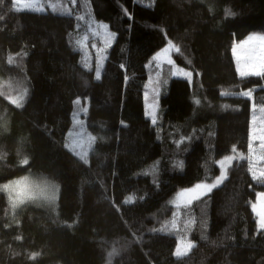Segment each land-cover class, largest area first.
Returning a JSON list of instances; mask_svg holds the SVG:
<instances>
[{
  "label": "trees",
  "instance_id": "trees-1",
  "mask_svg": "<svg viewBox=\"0 0 264 264\" xmlns=\"http://www.w3.org/2000/svg\"><path fill=\"white\" fill-rule=\"evenodd\" d=\"M41 4L37 12L0 0V76L17 78L9 91L27 89L21 108L11 101L19 92L0 97L12 128L0 137L10 153L0 182L27 171L9 167L23 134L29 167L47 173L58 192L44 209L21 210L19 227L5 229L10 221L0 219V264H264V230L251 208L264 193L253 174L264 156V73L240 76L233 53L249 34H264V0ZM103 24L114 40L99 67ZM169 44L173 63L152 62ZM181 70L190 73L186 113L166 120ZM146 93L157 106L155 123ZM77 117L95 137L85 161L67 147ZM237 151L243 158L221 186L190 205L169 203L213 182L218 161ZM140 154L149 157L138 168L118 169V157ZM4 207L0 195V217ZM180 240L195 247L176 257ZM31 252L41 255L31 261Z\"/></svg>",
  "mask_w": 264,
  "mask_h": 264
},
{
  "label": "rangeland",
  "instance_id": "rangeland-1",
  "mask_svg": "<svg viewBox=\"0 0 264 264\" xmlns=\"http://www.w3.org/2000/svg\"><path fill=\"white\" fill-rule=\"evenodd\" d=\"M15 7L18 10H31V11H37V12L45 11V8L41 4V0H15ZM100 27H101L100 30L102 32V38H100L102 44L98 45V47H96V53L98 56H100L99 57V63H98L99 67L102 66V64H103L102 62L106 58L107 50L114 40V35L112 33H110L106 24H103ZM250 36L260 37V36H264V34L263 33L249 34L244 40H242L241 42H237L235 44L234 49H233V53H234V56L236 59L237 70H238L240 76L259 75V74L264 73V41L256 40V41H253L249 44V49L251 50L252 54L248 58H245L244 56L240 55V53L242 51L240 46L243 45L246 41H248ZM173 54H174V47L171 44H169L165 48H163L162 50L158 51L157 53H155L153 55L152 62H154L157 65H159V64H161V65L172 64L173 63ZM169 60L171 61V63H169ZM180 74H182V75L179 76V74H177L175 80L172 83L171 94H170V97L168 100L170 101V103L174 102L175 104H174V106H171L169 113L166 116V120H173V119L183 117L186 113L185 95L190 90V85L188 82H186L184 80L183 76L185 74H190V73L186 70H181ZM227 94H228L227 92L223 93V95H227ZM148 95L150 96V93H146V95H145V98H146L145 112H146V116L153 120V116L147 114L148 108L150 105L154 106V118H156L157 106L151 102V98H149ZM239 95L246 96V97L250 96V94L248 92H245V91L239 93ZM24 97H25V95H24ZM11 101L13 102V99H11ZM23 104L24 103L22 101L21 105L23 106ZM84 112H85V110H83L82 113H84ZM75 123H76L75 128L69 133V140L67 142V147L75 155H77L80 159L85 161V160H87V157L90 153L92 143H93L95 137L87 130L86 127H84L82 117L75 118ZM255 133H256V128L253 129V134H255ZM252 137H253V135H252ZM146 157H149V155H146V154L141 155L140 154V155H125V156L118 157V160H117L118 169L122 170V168H124V165L127 164L129 167H132V169L135 170L136 168H138L142 164L141 163L140 165H138V163L141 161L144 162L146 160ZM229 157H234V158L231 159L230 163L225 164L224 169L222 170V168L220 166L221 162L227 160ZM134 158H138V159H135L137 161H135ZM241 158H243V157H242L240 151H237V153H232V154H229V155L221 158L217 163L219 170H220L219 175L217 176V178L213 182L204 183V184H216L217 180H221V182L219 184H217L215 187H213L210 192L199 196V198L210 194L213 190H215L216 188L221 186L228 176V168L236 160H239ZM260 161L262 163L260 164L259 167L255 168L253 170V174H254L255 178L264 180V156H263V153L261 154ZM118 174H119L118 176H124V178L127 177L126 171L119 172ZM221 177H223V178L221 179ZM11 184H13V183H11ZM25 187L27 189L26 195H25V197H26L30 194V192H29V186L26 185ZM191 189H193V188H191ZM191 189L182 190V191L178 192L170 200L169 203L174 207L186 206L185 204L180 203L178 201V197H179L180 193L191 190ZM57 192H58V187L53 186L50 190V195H52L53 197H55V195H56V197H55V199H56L57 198ZM16 195H17L16 193H13L12 196H10V195L9 196L16 199ZM199 198L193 199L190 204H192L195 200H197ZM178 204H179V206H177ZM190 204H188V205H190ZM251 208L257 217V228H258V230L259 231L264 230V193H259L257 195L256 201L251 205ZM187 243H191V242L185 241V240L179 241V243L176 247V250H175V256L176 257H182V256L189 253V251L191 250L192 247L190 249H188L187 251H183L184 245ZM191 245L193 246V243H191ZM178 249L181 250L182 254H178V251H177Z\"/></svg>",
  "mask_w": 264,
  "mask_h": 264
},
{
  "label": "clouds",
  "instance_id": "clouds-1",
  "mask_svg": "<svg viewBox=\"0 0 264 264\" xmlns=\"http://www.w3.org/2000/svg\"><path fill=\"white\" fill-rule=\"evenodd\" d=\"M230 12V10H229ZM234 15V13H232ZM16 77H5L0 76V97L5 100L11 95L17 94L18 92L26 93L27 89L25 86L21 85L19 89L13 87L9 91V85H14ZM17 108H21L22 105H16ZM8 115V110L5 108L3 114H0V137L5 135H11V119L5 118ZM15 165H9V167H19L27 169L24 173L19 176L13 177L10 180L0 182V195L3 196L5 207L3 209V216L0 219H7L10 223L4 225L5 229L12 227L13 225L19 227L21 225V219L18 217V213L27 207H35L37 209H44L48 207L51 203H54L55 198L50 195V190L53 186L58 187L56 182L50 178L47 173L41 170H34L29 167L32 163L33 157L27 151V135L17 136V147L15 149ZM10 153L5 150L4 146H0V162L7 161ZM15 181H23L29 186L30 194L21 200H16L10 197L8 191L5 189L6 185H9ZM15 201V202H14ZM207 239V237H202ZM16 240H22V236L15 237ZM11 247V246H9ZM195 247V245H193ZM15 255H19L16 253ZM40 252H31L28 259L35 261L40 257Z\"/></svg>",
  "mask_w": 264,
  "mask_h": 264
},
{
  "label": "snow or ice",
  "instance_id": "snow-or-ice-1",
  "mask_svg": "<svg viewBox=\"0 0 264 264\" xmlns=\"http://www.w3.org/2000/svg\"><path fill=\"white\" fill-rule=\"evenodd\" d=\"M256 40L264 41V36H260V37L250 36L249 40L240 46V48L242 50L240 55L244 56L245 58H248L252 54L251 50L249 49V44L253 41H256ZM177 51H178V49H177ZM169 63H171L170 60H169ZM97 75H99V74H97ZM186 75H190V74H186ZM8 87H9V89H11V85H9ZM12 99L16 105H21V102L24 99V92H19V94L16 95ZM197 103H199V101H197ZM147 114L153 116V123H155L154 106H151V105L149 106ZM261 133L262 134L260 135V138L262 140H264V129L261 130ZM233 158L234 157H229L227 160L221 162L220 166H221L222 170L224 169L225 164L230 163L231 159H233ZM178 166H180L179 162H178ZM222 178L223 177H221V179ZM220 182H221V180H217L216 184H197L195 186V188L180 193V195L178 197V201L180 203L188 205L192 202L193 199L199 198V196L210 192L212 190V188L215 187ZM26 185L27 184L23 181H15V182H13V184L6 185L5 189L8 191L10 196H12L13 193H16L17 194L16 200L18 201V200L25 198L26 191H27V189L25 187ZM177 206H179V204ZM191 247H192L191 243H187L184 245L183 251H187ZM177 251H178V254H182L180 249H178Z\"/></svg>",
  "mask_w": 264,
  "mask_h": 264
},
{
  "label": "crops",
  "instance_id": "crops-1",
  "mask_svg": "<svg viewBox=\"0 0 264 264\" xmlns=\"http://www.w3.org/2000/svg\"><path fill=\"white\" fill-rule=\"evenodd\" d=\"M187 82V81H186Z\"/></svg>",
  "mask_w": 264,
  "mask_h": 264
}]
</instances>
